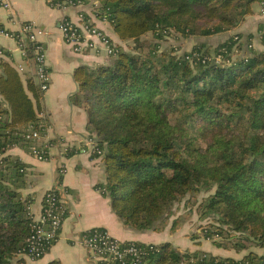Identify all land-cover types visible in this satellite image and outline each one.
<instances>
[{
  "label": "trees",
  "instance_id": "16d2710c",
  "mask_svg": "<svg viewBox=\"0 0 264 264\" xmlns=\"http://www.w3.org/2000/svg\"><path fill=\"white\" fill-rule=\"evenodd\" d=\"M99 1L98 13L134 46L116 45L111 62L74 71L77 102L102 151L106 179L98 188L125 224L138 230H159L176 203L205 190L199 213L213 221L203 235L235 232L240 240H230L238 252L249 249L245 241L258 248L236 258L181 251L169 241H135L146 251L144 263L264 264V50L240 33L214 48L200 42L181 53L172 45L161 49L168 35L230 31L264 0ZM259 32L264 44V25ZM36 44H28L30 61ZM42 99L35 78L24 79L0 55V264H23L27 256L34 198L23 193L28 165L9 150L32 152L37 145L48 157L56 140H42ZM34 130L40 138L27 137Z\"/></svg>",
  "mask_w": 264,
  "mask_h": 264
},
{
  "label": "crops",
  "instance_id": "0c3cea01",
  "mask_svg": "<svg viewBox=\"0 0 264 264\" xmlns=\"http://www.w3.org/2000/svg\"><path fill=\"white\" fill-rule=\"evenodd\" d=\"M246 17L245 21L234 29L212 36L220 37L221 42L232 34L240 33L243 39L250 37L252 44L264 50L260 41V26L264 25V4ZM99 0H84L80 6L53 7L47 0H11V8L0 5V55L19 69L22 77H34L35 67L27 61L22 47L12 34L21 31L22 25L32 22L40 27L44 34L41 38L46 53V65L50 72V86L43 93L40 116L46 121L45 135L42 140H56L67 146L50 149L47 159H38L31 151L20 146L9 150L19 156L27 166V185L25 195H31L34 201L31 210L39 218L43 198L47 190L59 185L67 213L57 240L49 250L37 260L28 256L23 264H45L58 259L63 264H100L102 261L89 253L81 242V235L92 228L102 227L111 235L124 241L144 243L171 242L181 251L205 250L203 239H193L181 225L168 222L162 229L138 230L125 224L112 208L111 199L98 188L105 182L106 173L102 156L83 152L82 147L91 133L88 129V115L83 105L77 102L78 84L74 77L75 69L80 65L95 68L112 61L100 39L95 37V45L83 51L75 50L63 35L61 25L65 20L82 26L81 15L100 29L115 45L129 46L133 40H121L112 23L97 11ZM207 42V40H202ZM64 170V172H62ZM219 255L218 253H213Z\"/></svg>",
  "mask_w": 264,
  "mask_h": 264
},
{
  "label": "built area",
  "instance_id": "2783aa9c",
  "mask_svg": "<svg viewBox=\"0 0 264 264\" xmlns=\"http://www.w3.org/2000/svg\"><path fill=\"white\" fill-rule=\"evenodd\" d=\"M53 7L65 6H80L84 0H47ZM0 5L10 9L11 0H0ZM83 25L79 26L65 20L61 29L65 40L72 44L77 51H82L86 47L95 45V37L99 38L101 43L105 46L108 54H114L117 51L116 45L100 29L89 23V20L84 19L81 15ZM3 30L0 29V32ZM44 32L36 24L27 22L22 25V29L17 34H12L17 39L19 45L22 47L23 53L27 61V47L31 42H37L34 46V57L31 58L32 64L35 67L34 78L39 84L43 93L50 86V72L46 65V53L41 40ZM19 69H22L20 66ZM28 138H40L41 133L37 130L32 131L27 136ZM85 146L82 147L83 152H90L91 154H99L102 151L98 148V142L95 136L88 135L85 141ZM62 146V152L68 150L67 146L59 142H55L48 146L50 156L51 148H58ZM32 153L38 159H47L48 157L41 153L37 145L31 147ZM64 172V170L62 171ZM66 206L63 203L62 191L59 185L50 188L45 193L44 203L39 218H34L32 223V232L27 238V256L33 260L40 259L48 250V247L53 243L60 233L63 221L65 219ZM81 242L91 255L102 261H109L111 264H144V255L146 251L139 245L132 242H124L102 227H95L85 231L81 235Z\"/></svg>",
  "mask_w": 264,
  "mask_h": 264
},
{
  "label": "rangeland",
  "instance_id": "374dc122",
  "mask_svg": "<svg viewBox=\"0 0 264 264\" xmlns=\"http://www.w3.org/2000/svg\"><path fill=\"white\" fill-rule=\"evenodd\" d=\"M255 9H259V3L257 2L255 5ZM89 23L93 25L90 21ZM94 26V25H93ZM96 27V26H95ZM97 28V27H96ZM146 37L152 38L151 34H148ZM176 38L173 35H168L166 38L162 40V48L164 49L169 45L170 47H175L178 50L176 53H181L184 51L192 50V47L202 42V40H207L209 45H212L213 48L221 42L220 37H211V38H197L196 36L192 37H183L182 35L177 36ZM204 37V36H203ZM130 46H134V43ZM128 48L129 46H125ZM88 48V47H86ZM85 48V49H86ZM84 50V49H83ZM82 50V51H83ZM93 135V134H91ZM94 136V135H93ZM208 192L205 190H198L196 192L188 193L180 202L174 205V213L169 216L168 218H164L165 225L171 220L174 222L175 225H181L189 235H196V239H203L205 241L204 247L208 250V253L213 254L218 253L219 256L222 257H241L244 253H246L249 249H258L254 242L245 241V243L249 246V249L242 250L238 252L235 248L232 247L233 241L232 240H240L238 238L239 233H231L233 236L226 237L227 234L224 233L222 236L214 235L213 238L209 239L206 238L203 233L205 232L206 228L210 227V223L213 221L211 217L201 218L200 215V206L203 200L207 197ZM163 224V225H164ZM218 224V223H216ZM163 227H161L162 229ZM215 230V228H212ZM235 235V236H234ZM229 238V239H228ZM232 239V240H230ZM213 240H218L224 242L225 246H217Z\"/></svg>",
  "mask_w": 264,
  "mask_h": 264
},
{
  "label": "water",
  "instance_id": "95a60500",
  "mask_svg": "<svg viewBox=\"0 0 264 264\" xmlns=\"http://www.w3.org/2000/svg\"><path fill=\"white\" fill-rule=\"evenodd\" d=\"M144 264H148L147 262H145Z\"/></svg>",
  "mask_w": 264,
  "mask_h": 264
}]
</instances>
